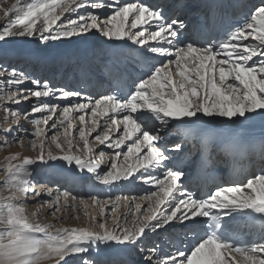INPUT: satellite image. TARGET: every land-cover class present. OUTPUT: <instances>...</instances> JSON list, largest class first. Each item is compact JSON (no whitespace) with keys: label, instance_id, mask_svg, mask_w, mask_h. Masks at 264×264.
Segmentation results:
<instances>
[{"label":"snow or ice","instance_id":"snow-or-ice-1","mask_svg":"<svg viewBox=\"0 0 264 264\" xmlns=\"http://www.w3.org/2000/svg\"><path fill=\"white\" fill-rule=\"evenodd\" d=\"M6 3L0 0V42L37 40L47 46L103 37L121 55L134 53L142 67L135 69L139 75L127 93L117 85L92 96L55 87L0 60V109L8 125L0 126V148L16 144L36 153L8 155L0 168V185L9 193L0 195V264H97L88 256L93 248L106 256L136 253L143 264H264V141L259 169L207 193L192 192L189 175L179 166L181 156L193 170L211 164L213 153L242 154L241 142L213 138L208 130L264 116V0L214 42L205 41L199 27L190 30L184 20L142 0ZM105 8L111 13L101 15ZM109 71L128 70L113 63ZM25 101H31L30 113L20 110ZM177 126L193 141L191 148L183 140L169 147ZM21 129L25 137L17 134ZM34 166L57 169L70 183L88 180L108 187L139 172L154 190L143 204L135 203L136 197L104 203L89 197L105 221L90 215L95 224L56 228L39 220L45 205L62 223L66 211L90 204L59 186L37 184ZM246 171L241 167L235 174ZM45 194L50 199L41 201ZM29 198L40 204L32 213ZM122 201L128 211L114 215L110 229L107 212L115 214ZM248 220L259 221L258 239L247 238L254 235L246 231Z\"/></svg>","mask_w":264,"mask_h":264},{"label":"bare ground","instance_id":"bare-ground-1","mask_svg":"<svg viewBox=\"0 0 264 264\" xmlns=\"http://www.w3.org/2000/svg\"><path fill=\"white\" fill-rule=\"evenodd\" d=\"M193 1H197V2H191V1L189 2L188 1L184 5V10L186 11L185 13H189L186 15V16H189V18H190L189 21L187 22L188 25H191V22L193 21V19L196 16L200 17L199 15L201 14V12L208 9V6L204 5V2H205L204 0H193ZM234 1L235 0H232L230 2V4L228 6H226L225 1L222 0L221 4L223 6V8H222L223 13H225V11H226L225 7L228 8V7H230V5L232 6L234 4ZM237 1H238V3L235 4V7L237 8L236 14L241 13L240 12L241 7L245 8V11H249L254 5H258L260 0H242V1L237 0ZM149 4L159 5V6L163 7V10L167 14L168 12L170 13L175 8L177 3H176V0L169 2V3H167V0H151ZM193 9H197V12H191V10H193ZM219 14L222 15V13H220V12H219ZM99 40L100 39H96L95 37H91L89 39L82 40L83 41L82 46H80V44H77V45H72V46H66V48L61 47V49H57L55 52H52V51L37 52V49H35L33 44L19 43V44L14 45V52L12 54H9L8 59H12V61L14 62L16 59L24 56L26 59L21 62V65H24L28 71L31 68V70H34V72L39 71V70L41 72V70L44 67H46L45 65H47L48 62H52L54 64L53 67L55 69H57V68L60 69L63 65L62 63H64V62H67L69 64L77 63L75 65L77 66L76 68H77V71L79 74L74 73L72 71V69H67L68 70V77L73 76V75L76 76L78 74L75 77L73 87L74 86H77V87L82 86V89H84L83 85L85 86L86 83H84L83 85H80V83H81L80 79L82 77L87 76L88 81L93 82L91 77L88 75L95 76L96 71L100 72L99 68H101V67H100V65H98L99 62L98 61L95 62L94 59H97L99 61L104 60V62H105L106 57L109 56L111 59H115L118 62H120L121 63L120 65L122 66V68L124 66L122 61H123V58L126 57V52L124 55H121L120 52L122 50L112 48L108 44L102 42L101 40L99 41ZM120 43H122V42H117L116 44H120ZM92 53H93V55H92ZM3 55H5L4 51L0 50V58H2ZM90 56L91 57L93 56L92 61L95 64H97V65L93 66L92 68L89 66V62L91 59V58H89ZM128 63H129V61H128ZM129 65L132 67V65H134V64L129 63ZM103 67L105 68V66H103ZM125 68L128 71L126 72L127 76L124 78V80H127V83H131L132 76H130L128 73L130 71V69L127 66H125ZM90 70H92V72H93L92 74L89 72ZM108 73L113 74V75L115 74L111 71H109ZM138 75H139V73H138ZM95 78H96L95 80L93 79L95 81V83H94V85L92 84V88L93 89H99L100 88V91H102L103 87H104L103 79L99 81L98 80V79H100L99 76H95ZM66 80H68V78ZM113 84L111 85L110 90L114 86ZM126 90H127V88H126ZM91 95H93V94H91ZM24 103L25 102H23L21 104V109L23 108ZM210 130H212L214 133H217L222 138V140H225V141H235L234 139L238 136H241V135L247 136L248 139L246 142V147L243 148V153L241 154L240 152H236V159L235 160H231L232 155L228 152L221 153L219 155V157H217L215 154L214 161L219 160L218 165L222 169V172H220V174L216 178L209 180V189H213L215 184H220V183H225V182L231 183L232 181L240 182L241 179L244 177V175L247 174L248 170H252L253 167L257 164L260 165V152H261V147H262V141H264V116H257L252 120L243 121L242 123H238L235 125L220 123V124L213 126ZM174 132L175 133L172 135L173 137L171 138L170 141L175 143V142H180L181 140H183L186 147L190 148V147H188V144H190V143H188V141L190 139H186L184 137V132L182 129L179 128V126H177V128L174 130ZM192 143H193V141H192ZM2 156L5 158L8 155L4 153ZM1 160H3V159H1ZM223 160L226 163H222L221 161H223ZM106 163H107V161H106ZM188 165H189V163L187 164V166L184 169L189 175V178L192 182V186L195 187L194 189H190V190L194 193L200 194L201 187L198 185V180L193 179L194 169L189 170ZM102 167H103V165H102ZM241 167L247 169V171L245 172L244 175H236L235 174L236 171L238 169H240ZM224 172H227V173L224 174ZM57 179L59 180V182H61V181L65 182V180L62 178V175L54 176L55 182ZM76 183H79V185H80L79 187L77 186L78 188L74 187L75 194L77 195V193H79L80 191H83L85 187L87 188V186H89L88 184L94 183V182L88 181V180H82V181L72 182L71 185L76 184ZM185 183H188V181H185ZM54 188H56V187H54ZM60 188H62V187H60ZM136 189H137V187H136ZM138 190L140 191V189H138ZM119 193H121V192H119ZM76 195H73V196H76ZM116 214H118V212ZM99 215H100V213H99ZM96 217H99V216H96ZM103 221H105V220H103ZM113 223H115V220H113ZM113 223L108 225V227L110 229H111V225H113ZM89 255H94L97 262H100V261L104 262L105 258H107L109 260L107 262V264H115L116 261H118L119 259H122V258L125 259V263L129 264L131 261V260H129V258L133 259V257H135V259H136V260H133L136 262V264H143L142 257L136 253H133L131 255L106 256L103 253L98 254L97 251L95 250V248H93V250L89 253Z\"/></svg>","mask_w":264,"mask_h":264},{"label":"rangeland","instance_id":"rangeland-1","mask_svg":"<svg viewBox=\"0 0 264 264\" xmlns=\"http://www.w3.org/2000/svg\"><path fill=\"white\" fill-rule=\"evenodd\" d=\"M150 1L151 0H142V2L147 3V4H149ZM172 1H175V0H167V3L172 2ZM188 1L189 2L190 1L191 2H197V1H193V0H176L177 4H176L175 8L170 13L169 12L167 14L165 13L166 16L169 17V18H177L178 17L179 19L184 20L185 23H187L190 18H189V16H186L189 13H185L186 11L184 10V5ZM15 2H16V0H7V3L4 6L8 7L12 3H15ZM21 2L23 3V0H21ZM106 2L110 3L111 0H106ZM127 2H133V0H120L121 4L127 3ZM259 3H260V1H259ZM111 11H112L111 9L105 8V9L101 10V15H108V14L111 13ZM0 23H3V21L0 20ZM99 39L102 42H104V38L103 37H100ZM19 43H22V44H24V43L33 44L35 49H37V52H44V51L55 52L57 49H61V47L66 48V46H72V45H77V44H80V46H82L83 45V41L82 40H76L74 43H71V44H69V43H61L59 41L50 42L47 46L44 45V44H41L37 40L16 39V40L9 41L8 43L0 42V50L4 51V53H5V55H3V57L0 58V60H5L6 59L8 63H10V64L22 69V70L25 69L24 71H26L29 74H31L32 77L37 78V79H41V80H45L46 79V80L49 81V83L51 85H53L55 87H71V88H73L75 90L82 91L85 95L93 94L92 96H96V95H99V94H106V93L109 92V88H110L111 84L108 82V78L105 77L103 72H102V68H104L103 66H105V63H106V62H104V60L99 61L97 59H94L95 62H97V61L99 62L98 65H100V67H101V68H99L100 72L96 71V74H98L100 76V78L103 79V81H104L103 90L102 91L91 90V91L85 93L83 91V89H82V86L81 87H77V86L73 87V83L75 81V78H73V77H76L77 75L76 76L75 75L71 76L72 78L70 76L68 77V73H66V71L68 72V70L66 68L69 67L68 66L69 63H67V62L62 63L63 65H62L61 69H58V68L55 69L53 67L54 64L52 62H48V64L45 65L46 67H44L41 70V72H40V70L34 72V70H31V68L28 71L27 68H25L24 65H21V62L26 59L24 56L16 59L15 60L16 62L15 61L13 62L12 59H8L9 54H12L14 52V45L19 44ZM114 43H117V42H114ZM125 52H126V50H125ZM92 55H93V53H92ZM89 58H91L90 62H89V66L91 68L93 66L97 65V64H95L92 61L93 56L92 57L90 56ZM136 58H137V56L134 53H127L126 52L125 65H129V63L136 64L137 63ZM128 61H129V63H128ZM75 64H77V63H74V64L72 63V70L77 71V68H76L77 66ZM132 69H135V67H133ZM51 71L54 72L53 76H51V73H52ZM63 71H65V72H63ZM89 72L91 74L93 73L92 70H90ZM67 78H68V80H66ZM80 80H81L80 85H82V79H80ZM52 102H56V101L53 100ZM81 102H83V101H81ZM61 103H63V102H61ZM19 107H20L21 111H25V112H29L30 113L31 101H25L24 106H23L22 109H21V105ZM36 115L39 116L40 114H36ZM2 117H3V110L0 109V126L7 127L8 126L7 124H3ZM86 119H88L90 121L91 117L90 116L86 117ZM21 122L24 124L25 128L31 129V125L27 121H24L22 119ZM73 123L74 124H78V121H73ZM17 134L19 136H21V137H25V133H24L23 129H21L19 131V133H17ZM74 135H76V138L78 139V133H76ZM93 135H95V133H93ZM90 139H91V137H90ZM28 142H29L28 139L25 138L24 139V144L27 145ZM172 143H174V142L169 141V147H171ZM93 146H95V145H93ZM101 147H104V146H101ZM104 150L106 152L111 151L110 149H107V148H104ZM123 150L126 151V148L123 149ZM116 151H120V149H117ZM18 152L22 153V155H28V156H35L36 155V153L33 152L32 150H30L29 148H27V147L21 148L19 145H16V144H12L11 146H9L7 148H0V168H2L5 165V163H6L5 158L2 156L4 153L7 154V155H11V154L18 153ZM1 159H3V160H1ZM105 160L107 161V158H105ZM259 168H260V165L257 164V165H255L253 167L252 170H248L247 174H245V175H249L250 176L251 172H253V171H255V170L259 169ZM59 175H62V173L59 172L57 169L45 168L43 166H34V175H33L32 179L39 185L50 186L53 189H55L54 187L60 186V187H62V189H66L71 195H76L74 187L78 188L80 186L79 183L71 185L70 182H68V183H67V181L59 182L58 179L55 182L54 176H59ZM245 175L241 179V181H243L245 179ZM134 176H135L134 179H130L128 181H122V182L118 183L114 187L98 185L96 183L88 184L89 186H87V188L84 186L85 187L84 190L80 191L79 193H77L76 196L84 198L87 203L89 202L90 207L87 208V209L79 208V209H73V210L66 211L64 213V221L62 223L56 222V218L49 214L47 205H45L43 207V210L40 213L39 220L43 224L55 223V227L56 228H61V227H81V226H88L90 223L95 224V221H93V222L90 221V219H89L90 215L94 216V217L99 216V217H96V219L103 222V220H105V217H103L101 215L99 208L95 204H92V201L89 199V197H98L100 203H104V201L106 202V201H109V200L115 201L116 197H121V198L129 197V198H131L133 196V197L137 198L135 203H142L143 204V203H145V201L143 200V197H145L146 194L149 191L154 190V186L144 183L139 178L140 177V173L139 172L135 173ZM2 180H3V175L0 174V181H2ZM136 187H137V189H136ZM138 189H140V191ZM37 190L38 191H43L42 188H38ZM119 192H121V193H119ZM7 194H9L7 189L3 188L2 185H0V195H7ZM39 199L41 201H44V200H49L50 198L45 194L42 197H40ZM126 203H127L126 201H122V206L120 208H118L117 211H116V213L118 212V214H116V213L113 214L111 211L107 212V216H108V219L106 220L107 225L113 223V220H114L113 216L114 215L115 216H119L121 212L128 211V209L123 207V204H126ZM39 207H40V204H38L35 199L29 198L28 206H27V211L29 213L35 212L37 210V208H39ZM132 210L134 211V208ZM62 211H63V207H62ZM99 213H100V215H99ZM59 215L60 214L57 213V216H59ZM73 215L78 216L79 218L78 219L69 220L68 217L73 216ZM119 222H120L121 225H124L125 224L124 218H121ZM130 224H131V221H129V226H130ZM113 225H114V223H113ZM113 225H111V228L113 227ZM97 230H99V229H97ZM88 256L95 259L94 255H89L88 254ZM129 260H131L129 264H136V262L133 261V260H136L135 257H133V259L129 258ZM105 261L104 262L103 261L102 262L101 261L97 262V264H107V262L109 260L107 258H105ZM115 264H127V263H125V259L122 258V259H119L118 261H116Z\"/></svg>","mask_w":264,"mask_h":264}]
</instances>
